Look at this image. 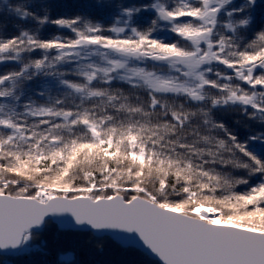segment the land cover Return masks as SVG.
<instances>
[{"label":"snow or ice","instance_id":"snow-or-ice-1","mask_svg":"<svg viewBox=\"0 0 264 264\" xmlns=\"http://www.w3.org/2000/svg\"><path fill=\"white\" fill-rule=\"evenodd\" d=\"M0 66V254L264 264V0H9Z\"/></svg>","mask_w":264,"mask_h":264},{"label":"trees","instance_id":"trees-1","mask_svg":"<svg viewBox=\"0 0 264 264\" xmlns=\"http://www.w3.org/2000/svg\"><path fill=\"white\" fill-rule=\"evenodd\" d=\"M9 3V0H0V10L3 9V6L5 4ZM0 70H3V66H0ZM228 118L232 119L233 121L235 119H239V117L234 116L233 114H228ZM241 131H246V129L243 127V122L240 126ZM153 264H160L159 262L151 259ZM0 262H4V264H38V261L35 258H27V257H18V256H5L0 254Z\"/></svg>","mask_w":264,"mask_h":264},{"label":"water","instance_id":"water-1","mask_svg":"<svg viewBox=\"0 0 264 264\" xmlns=\"http://www.w3.org/2000/svg\"><path fill=\"white\" fill-rule=\"evenodd\" d=\"M3 255V254H2ZM6 256H14V255H6ZM151 259L158 261V259L156 257H151ZM159 262V261H158ZM160 263V262H159Z\"/></svg>","mask_w":264,"mask_h":264}]
</instances>
